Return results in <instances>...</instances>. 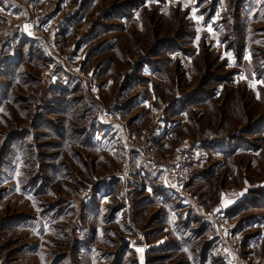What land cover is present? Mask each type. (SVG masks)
<instances>
[{"label":"rangeland","instance_id":"374dc122","mask_svg":"<svg viewBox=\"0 0 264 264\" xmlns=\"http://www.w3.org/2000/svg\"><path fill=\"white\" fill-rule=\"evenodd\" d=\"M0 9V264H264V0Z\"/></svg>","mask_w":264,"mask_h":264},{"label":"built area","instance_id":"2783aa9c","mask_svg":"<svg viewBox=\"0 0 264 264\" xmlns=\"http://www.w3.org/2000/svg\"><path fill=\"white\" fill-rule=\"evenodd\" d=\"M150 157L153 159L151 165L154 170L165 174L166 181L172 188L182 187L185 181L191 179L200 167L199 153L193 149L190 151L182 149L177 153L174 160L172 158V160L162 163H158V158Z\"/></svg>","mask_w":264,"mask_h":264},{"label":"snow or ice","instance_id":"6c2138e0","mask_svg":"<svg viewBox=\"0 0 264 264\" xmlns=\"http://www.w3.org/2000/svg\"><path fill=\"white\" fill-rule=\"evenodd\" d=\"M0 11H2V9H0ZM223 206V205H222ZM219 210V209H218ZM140 251H143L142 249Z\"/></svg>","mask_w":264,"mask_h":264}]
</instances>
